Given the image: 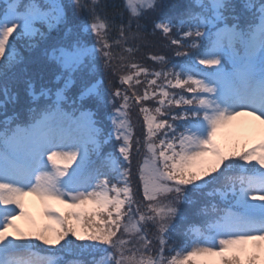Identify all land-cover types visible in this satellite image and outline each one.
<instances>
[{"label": "snow or ice", "instance_id": "1", "mask_svg": "<svg viewBox=\"0 0 264 264\" xmlns=\"http://www.w3.org/2000/svg\"><path fill=\"white\" fill-rule=\"evenodd\" d=\"M0 264H264V0H6Z\"/></svg>", "mask_w": 264, "mask_h": 264}, {"label": "rangeland", "instance_id": "2", "mask_svg": "<svg viewBox=\"0 0 264 264\" xmlns=\"http://www.w3.org/2000/svg\"><path fill=\"white\" fill-rule=\"evenodd\" d=\"M177 4H180V2H178ZM69 14L71 16V12ZM53 36H57V33L52 32L50 38L54 39ZM19 43L20 42L17 41L18 46H19ZM40 53H41V50L38 49L35 54L40 55ZM25 55L28 56L31 54L26 52ZM132 116H133L134 123L137 125V131H138L140 120H139L138 116L136 115L134 109H132ZM225 131H227V129H225ZM25 199H26V203H28L29 208L33 212V214L37 217V219H41L42 218V210H41V204H40V201L38 200V198L35 196H28Z\"/></svg>", "mask_w": 264, "mask_h": 264}, {"label": "trees", "instance_id": "3", "mask_svg": "<svg viewBox=\"0 0 264 264\" xmlns=\"http://www.w3.org/2000/svg\"><path fill=\"white\" fill-rule=\"evenodd\" d=\"M178 2H183V0H173V3H176V4H177ZM90 39H94V38H90ZM150 39L153 40V42L157 45V47L159 46V45H158V41H156L155 38H150ZM140 55L143 56V53H141ZM146 62H147V63H150V61H146ZM109 79H110V77L107 76V75L104 77V80H105V84H106V86L108 85V81H109Z\"/></svg>", "mask_w": 264, "mask_h": 264}, {"label": "bare ground", "instance_id": "4", "mask_svg": "<svg viewBox=\"0 0 264 264\" xmlns=\"http://www.w3.org/2000/svg\"><path fill=\"white\" fill-rule=\"evenodd\" d=\"M238 120L241 122H244V121H250L251 118L250 117H240V118H238Z\"/></svg>", "mask_w": 264, "mask_h": 264}]
</instances>
